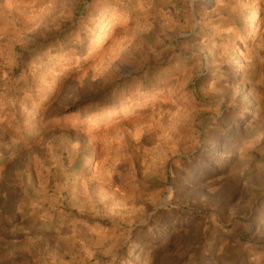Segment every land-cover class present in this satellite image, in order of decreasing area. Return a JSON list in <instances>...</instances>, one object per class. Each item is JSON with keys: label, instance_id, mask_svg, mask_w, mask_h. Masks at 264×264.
I'll return each instance as SVG.
<instances>
[{"label": "rangeland", "instance_id": "rangeland-1", "mask_svg": "<svg viewBox=\"0 0 264 264\" xmlns=\"http://www.w3.org/2000/svg\"><path fill=\"white\" fill-rule=\"evenodd\" d=\"M263 198L264 0H0V264H264Z\"/></svg>", "mask_w": 264, "mask_h": 264}, {"label": "trees", "instance_id": "trees-1", "mask_svg": "<svg viewBox=\"0 0 264 264\" xmlns=\"http://www.w3.org/2000/svg\"><path fill=\"white\" fill-rule=\"evenodd\" d=\"M149 74H150V72H149ZM149 74H148V75H149ZM148 80H149V79H147L146 81H144V80L141 81V83H142V87H143L144 90L147 89V85L149 84V83H148ZM126 86L129 87V85H126ZM132 87H133V86H132ZM241 142H245V141H241ZM262 202L264 203V198L262 199ZM255 251H256V250H255ZM256 252H257V251H256Z\"/></svg>", "mask_w": 264, "mask_h": 264}]
</instances>
